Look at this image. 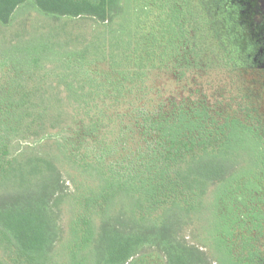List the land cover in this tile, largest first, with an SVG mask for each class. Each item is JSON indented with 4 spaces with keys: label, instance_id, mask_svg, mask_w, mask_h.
Listing matches in <instances>:
<instances>
[{
    "label": "trees",
    "instance_id": "trees-1",
    "mask_svg": "<svg viewBox=\"0 0 264 264\" xmlns=\"http://www.w3.org/2000/svg\"><path fill=\"white\" fill-rule=\"evenodd\" d=\"M159 3L183 37L182 6L174 1L166 13L167 1ZM138 6V0H0L1 27L28 9L51 22L1 54L0 65L9 69L0 74V264H134L152 254L162 264L263 263L256 248L242 257L231 253V243L264 221L259 128L204 99L139 109L130 124L142 145L116 168L105 160L111 146L101 111L55 104L63 97L50 78L64 85V99L85 103L110 88L120 92L148 63L166 64L151 57L153 33L139 27ZM176 48L178 66L195 63L187 42ZM100 64L108 72L90 70ZM91 138L95 147L80 153ZM69 201L65 234L61 217Z\"/></svg>",
    "mask_w": 264,
    "mask_h": 264
},
{
    "label": "rangeland",
    "instance_id": "rangeland-1",
    "mask_svg": "<svg viewBox=\"0 0 264 264\" xmlns=\"http://www.w3.org/2000/svg\"><path fill=\"white\" fill-rule=\"evenodd\" d=\"M165 1L166 13L174 1L182 6L185 24L183 37L178 38L170 17H166L159 7V0H138L139 6L135 10L142 32L153 33L150 38L151 57L157 61L164 58L166 64L156 62L158 64L150 66L148 63L142 68L143 75L123 82L120 92L110 88L85 103L64 99V85H58L56 79L50 78L49 85L57 87L54 93L59 91V96L63 97L61 102L55 104L67 108L87 105L94 111H101L104 117L100 129L105 134L106 143L111 146L105 160L116 168L134 160L142 145L130 124L137 110H153L160 106L167 108L179 103L191 106L199 99L215 104L223 114H232L259 128L264 155V0ZM144 6L145 9H142ZM162 18L166 20L161 22ZM50 23L33 9H28L18 15L12 26H0V63L1 54L9 44L26 41L40 31L49 30ZM184 41L190 47L187 57L195 61L188 68L184 65L180 67L176 62L180 55L176 45ZM163 49H166L164 56L161 55ZM8 69V66L0 65V74L8 72ZM90 70L100 71L102 75L108 72L105 64H100L97 69L91 67ZM97 78L103 80L102 76ZM125 125L129 127L124 130ZM93 140L91 138L83 144L80 153H84L86 148L95 147ZM262 184L264 195V180ZM70 190L72 186L68 184ZM210 198L211 195H207V205ZM70 206V201L66 202L61 217L65 234L71 219ZM261 208L264 213V205ZM200 222L201 225L205 224L203 220ZM249 226L250 223L243 233H248ZM190 230L185 231L187 237ZM241 240L238 238L231 243L233 258L247 255L249 250L256 248L264 264V221L260 228L243 238L245 241ZM206 251L209 253L208 249ZM145 263L162 264L156 254L141 257L134 264Z\"/></svg>",
    "mask_w": 264,
    "mask_h": 264
}]
</instances>
